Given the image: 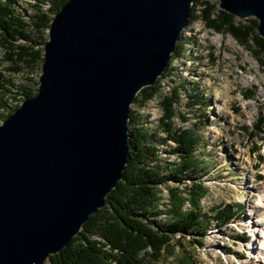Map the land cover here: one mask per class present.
I'll return each mask as SVG.
<instances>
[{
	"label": "water",
	"instance_id": "95a60500",
	"mask_svg": "<svg viewBox=\"0 0 264 264\" xmlns=\"http://www.w3.org/2000/svg\"><path fill=\"white\" fill-rule=\"evenodd\" d=\"M193 0H66L37 92L0 122V264H45L106 204L129 159L131 105L169 65ZM255 18L264 0H217Z\"/></svg>",
	"mask_w": 264,
	"mask_h": 264
},
{
	"label": "rangeland",
	"instance_id": "374dc122",
	"mask_svg": "<svg viewBox=\"0 0 264 264\" xmlns=\"http://www.w3.org/2000/svg\"><path fill=\"white\" fill-rule=\"evenodd\" d=\"M16 1V11L27 20L31 3ZM201 10L197 3L194 13L200 15ZM189 19L176 43L182 48L181 55L169 63L160 80L161 90L143 105L133 103L131 110L140 126L150 134L157 132L152 142L159 152V164H179L176 143L168 139L162 126L165 111L161 105L162 97L177 95L174 115L165 122L172 124L170 130L195 133L198 144L194 153L204 172L160 185V208H172L170 190L178 188L180 196L188 199L181 212L201 208L205 228L192 234H174L172 246L162 257L145 263L264 264V252L255 239L264 232V68L230 34L213 31L200 17ZM41 64L34 70L37 81ZM10 66L0 46V71L14 84L25 83L26 71L13 73L6 69ZM29 86L32 92L37 88ZM195 179L206 189L198 205L188 190ZM223 208L236 214L220 223L216 212ZM254 209L258 210L256 215ZM162 218L154 219L157 223Z\"/></svg>",
	"mask_w": 264,
	"mask_h": 264
},
{
	"label": "trees",
	"instance_id": "16d2710c",
	"mask_svg": "<svg viewBox=\"0 0 264 264\" xmlns=\"http://www.w3.org/2000/svg\"><path fill=\"white\" fill-rule=\"evenodd\" d=\"M31 7L27 20L16 11V0H0V46L5 58L12 66L8 71L18 73L25 70V83L14 84L10 76L0 71V122L19 106L24 98L37 92L30 84L38 86L33 78L34 70L43 60V43L47 40L50 22L66 0H26ZM202 6L201 14L194 13L196 4ZM189 21L200 17L205 25L217 33L230 34L238 44L247 48L259 65L264 68V38L257 32L255 18L239 19L218 8V3L209 0H193ZM181 35V32H180ZM47 36V37H46ZM181 46L176 45L169 63L181 55ZM143 87L134 103L143 105L161 90L160 80ZM177 95L161 98L165 111L163 115L167 137L176 143L174 152L180 158L179 164L160 165L159 152L151 134L140 126L131 110L129 159L124 168L122 180L106 196V204L89 216L79 233L70 239L58 253L50 255L45 264H146L158 261L172 245L174 234L185 235L205 228L201 208L194 212H181L184 201L178 188L170 190V210L160 208L158 187L169 180L193 178L195 173L204 172L195 156L194 148L198 138L190 130H170L172 124L165 119L173 117V102ZM249 99L250 96H245ZM192 202L198 205L206 193L203 185L195 179L188 187ZM236 214V213H235ZM227 208L216 212L220 223L235 215ZM164 217V219L162 218ZM160 217V222L154 218ZM204 218H207L205 216ZM183 237V236H182ZM200 243V242H198Z\"/></svg>",
	"mask_w": 264,
	"mask_h": 264
},
{
	"label": "bare ground",
	"instance_id": "6f19581e",
	"mask_svg": "<svg viewBox=\"0 0 264 264\" xmlns=\"http://www.w3.org/2000/svg\"><path fill=\"white\" fill-rule=\"evenodd\" d=\"M212 41H215V40H212ZM248 186H250V185H248ZM255 204V203H254ZM252 207V206H251ZM253 207H255V208H257L258 207V205H254ZM257 212H258V210H256V209H254L253 210V214H257ZM260 214H262V213H260ZM261 216H263L264 217V214L263 215H261ZM256 224H258V223H260L259 221H254ZM262 229H264V228H262ZM263 231V230H262ZM256 241H257V244H259V249L261 250V251H263L264 252V232H260L259 233V235L258 236H256ZM263 262V261H262Z\"/></svg>",
	"mask_w": 264,
	"mask_h": 264
}]
</instances>
